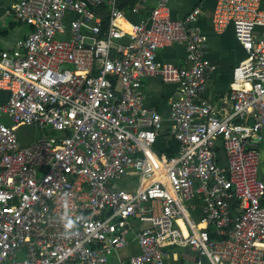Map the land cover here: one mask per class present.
<instances>
[{
    "label": "built area",
    "instance_id": "obj_1",
    "mask_svg": "<svg viewBox=\"0 0 264 264\" xmlns=\"http://www.w3.org/2000/svg\"><path fill=\"white\" fill-rule=\"evenodd\" d=\"M122 1L7 10L30 32L0 51V264H166L172 247L195 264H264L263 0H216L215 31L231 26L247 54L223 109L202 99L200 9L175 20L170 0H136L133 22ZM174 44L182 67L158 60ZM156 75L178 86L166 118L146 104ZM21 128L40 134L23 144ZM165 132L175 156L159 151ZM132 235L140 252L113 262Z\"/></svg>",
    "mask_w": 264,
    "mask_h": 264
},
{
    "label": "crops",
    "instance_id": "obj_2",
    "mask_svg": "<svg viewBox=\"0 0 264 264\" xmlns=\"http://www.w3.org/2000/svg\"><path fill=\"white\" fill-rule=\"evenodd\" d=\"M14 1L16 0H0V51L14 47L30 32L28 26L17 23L7 15V10ZM169 7L171 17L175 20L184 19L195 8L200 9V15L194 26L199 28L205 37V49L212 67L208 75L207 89L202 95V99L215 104L219 109L229 108L227 97L234 68L247 56L245 50L236 40L233 28L229 26L222 33L215 31L213 17L216 0H170ZM186 54V45L174 44L160 49L158 60L182 67ZM177 90V85L164 83L159 75L151 76L144 81L147 106L158 111L165 118L168 117L169 102L174 98ZM165 124L168 125V123ZM28 143L30 142H23V144ZM219 154L221 163L226 165L222 149H219ZM259 178L264 182V142L260 148ZM132 225L135 229L143 227L138 222H133ZM130 240V244L113 257V262H117L119 259H128L140 252L133 235ZM168 255L166 264H195L196 252L190 248L172 247L168 249Z\"/></svg>",
    "mask_w": 264,
    "mask_h": 264
},
{
    "label": "trees",
    "instance_id": "obj_3",
    "mask_svg": "<svg viewBox=\"0 0 264 264\" xmlns=\"http://www.w3.org/2000/svg\"><path fill=\"white\" fill-rule=\"evenodd\" d=\"M136 2V0H123L119 5V8L125 10L128 18L133 22H137L139 20L138 15L131 13V10ZM140 16L145 17L146 13L142 10ZM161 137L162 139L159 144L160 153H164L169 157L175 156L178 153V144L173 139H169L168 132H165Z\"/></svg>",
    "mask_w": 264,
    "mask_h": 264
},
{
    "label": "rangeland",
    "instance_id": "obj_4",
    "mask_svg": "<svg viewBox=\"0 0 264 264\" xmlns=\"http://www.w3.org/2000/svg\"><path fill=\"white\" fill-rule=\"evenodd\" d=\"M18 27H20L18 25ZM39 131L35 130L33 128H21L19 131V137L22 141V143L24 142H31L33 140H35L38 136H39ZM29 139V140H28ZM120 185H123L122 183H119Z\"/></svg>",
    "mask_w": 264,
    "mask_h": 264
},
{
    "label": "bare ground",
    "instance_id": "obj_5",
    "mask_svg": "<svg viewBox=\"0 0 264 264\" xmlns=\"http://www.w3.org/2000/svg\"><path fill=\"white\" fill-rule=\"evenodd\" d=\"M120 25H121V27H122L123 29L129 31V26H128L126 23H124L123 21H120Z\"/></svg>",
    "mask_w": 264,
    "mask_h": 264
},
{
    "label": "water",
    "instance_id": "obj_6",
    "mask_svg": "<svg viewBox=\"0 0 264 264\" xmlns=\"http://www.w3.org/2000/svg\"><path fill=\"white\" fill-rule=\"evenodd\" d=\"M108 26H109V25L107 24V25L105 26V28H108Z\"/></svg>",
    "mask_w": 264,
    "mask_h": 264
}]
</instances>
